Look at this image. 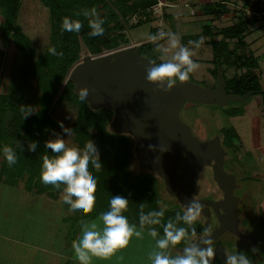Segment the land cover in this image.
Returning <instances> with one entry per match:
<instances>
[{"label":"trees","instance_id":"trees-1","mask_svg":"<svg viewBox=\"0 0 264 264\" xmlns=\"http://www.w3.org/2000/svg\"><path fill=\"white\" fill-rule=\"evenodd\" d=\"M102 2L104 3V0H38V3L47 8L49 12L48 21L51 30L49 43L60 53L54 55L49 52L36 54L30 44V37L21 29L18 17L23 6V0H0V12L2 14L0 42L1 44L13 43L19 54L21 63L19 79L21 82H18V85L22 84L23 81L34 78L35 88L38 91L37 108L25 118H23L20 107L10 99L15 91L0 92V150L5 146L11 147L17 157L16 163L11 167L7 165L3 157L0 177L3 175V182L12 185L16 183L18 176L27 173L30 190L33 186L41 185V188L35 189L37 193H44L46 196L56 199L63 186L55 188L40 181L41 158L44 155H53L50 149L44 147V142L49 135L54 133V130L60 128L57 121L50 116L51 109L63 102L72 105L75 108V116L68 128L72 129L71 133L76 145L78 148H82L86 142L92 140L97 147L101 166H103V169H111L113 174L112 177H109L104 175V171L90 167V174L96 179V191L94 193L96 199L91 212L75 213L73 211L77 225L93 218L100 212L106 211L111 195L121 194L123 188H133L134 182L140 181L142 185L147 183L151 188L156 184L153 178L154 181L144 178L140 174L130 173L127 170L128 162L133 158V139L128 134L116 133L109 129L108 122L112 110L105 106L92 109L86 102H81L78 99V93L74 91L73 82L67 78L68 70L80 56L81 44L84 45L87 52L97 53L127 42L124 30L128 28V19L134 13L140 10L143 11L155 4L156 0H139V2L135 0V3L130 4L127 9L116 7L115 11L118 13L116 16H114L112 10L105 11L104 14L98 13V8L103 5ZM250 2V0L242 1L239 7L240 11L231 24L214 30L206 25L201 32V34L208 36V42L211 44L213 53L211 59L213 65L209 67V73L215 82L217 73L220 72L227 93L239 95L246 92H250V94L264 93L257 74L258 59L252 51H243V46L246 43L244 37L248 31V25L253 24L257 19L256 16L247 17L244 13L243 8ZM99 4L100 7H98ZM93 7L96 9L98 17L104 21V32L100 36H90L88 34L90 31L88 20L93 17H84L81 14L83 9ZM202 12L212 18H218L228 12V7L220 2L206 3L203 5ZM126 15H128V18H126ZM65 17L81 22V29L78 33L61 29V23ZM147 19H137L136 24L139 25L141 20ZM109 22L112 24L110 25ZM218 35L219 38L216 39L215 37ZM230 42L233 46L229 45ZM156 44L155 41L147 40L138 44L137 49L145 57L154 62H159L157 59L158 53L155 50ZM230 67L240 72L236 73L234 71L232 75H227L226 70ZM242 112V108L238 107L232 111L225 110L227 116L240 115ZM219 130L217 134L220 136L221 143L229 145V137L234 135L233 128L221 127ZM33 140L37 144L36 150L29 151L28 144ZM115 164H117V171L114 167ZM149 203L145 207L142 206L136 217L126 216L129 222L140 226V213L147 214L152 211L151 208L155 209L154 201L151 200V203ZM180 210V206H178L177 211ZM177 224H181V222ZM144 226L155 227V225ZM184 226L187 228L186 225ZM193 227L196 233L199 232L198 227L201 228V226L195 227L194 224ZM158 228L161 230L160 227ZM176 246L178 244L171 247Z\"/></svg>","mask_w":264,"mask_h":264},{"label":"rangeland","instance_id":"rangeland-1","mask_svg":"<svg viewBox=\"0 0 264 264\" xmlns=\"http://www.w3.org/2000/svg\"><path fill=\"white\" fill-rule=\"evenodd\" d=\"M137 1L139 2V0ZM213 1L217 2L219 0ZM242 1L243 0H230L228 12L218 18H212L207 14H205V16L204 13H190V8L194 11L198 8L193 5H178L176 7L168 5V7L165 8V13L168 14V16L166 15L167 18L164 19L159 15L161 12H159V10L157 11L158 13L153 12L152 7L146 8L143 11L140 10L133 14L127 21L128 29L125 30L127 42L120 43L115 48L130 45L131 38L134 41L148 38L150 36L151 29L157 31L160 28L161 31L164 32H174L177 34L179 41L185 45H187L189 40L196 41L199 37H203V41L198 48L193 45H188V47L193 50L192 59L197 64V67L189 73V77L193 82L200 85H211L214 82V78L209 73V67H212L213 65L211 62L213 53L211 44L208 42V36L206 37L204 34L201 35L199 29L203 30L205 29V26L208 25L214 30L220 26L231 24L232 21L236 19V15L240 11L239 7ZM250 1H252L256 6L264 2V0ZM134 3L135 0H104V3L102 2L103 8L100 7V4L98 5V7H100L98 8V13L104 14L105 11L112 10L115 14L114 16H116L118 15L115 11L116 7L127 9L130 4ZM202 8L203 5L200 9ZM155 9L157 10L158 8ZM48 15V9L39 4L38 0H23V6L18 17V23L20 24L21 29L30 37V44L36 54L48 52V49L52 47L51 43H49L51 30ZM175 17L183 19L187 23H181L184 28H180L181 25H179L177 20H175ZM126 18H128V15H126ZM133 18L148 19L141 20V24L137 25L136 22L133 21ZM1 19L2 14L0 12V20ZM109 23L110 25L112 24L111 22ZM215 38H219V35ZM166 39V37H163L155 42L165 45ZM244 39L246 43L245 46H243V51H252L258 59L257 74L259 76V82L264 89V15L257 17L253 24L248 25V31L246 32ZM229 45L233 46L232 42H230ZM111 49L114 48H108L100 52L90 54L93 55L103 53ZM84 53L89 52H87L84 45L81 44L80 56L74 63L78 62ZM20 64V57L18 52L15 50L13 43L7 42L6 44H1L0 42V92L8 93L10 90L15 91V93L10 96L11 101L19 107H21V105H28L30 106L32 112H34L37 108L38 96V91L35 88V79L30 78L28 81H23L22 84L20 83V85H18V82H21L19 79V71L21 69ZM234 71L235 70L230 67L226 70V74L232 75ZM235 72L238 73L240 71L237 70ZM64 81L65 78L63 79V83ZM237 107L242 108V111L251 108H264V93L249 94V96L243 101H230L227 105L222 107H219L215 103L203 104L185 102L180 108L179 115L183 121L190 125L193 134L200 139L207 138L212 134H217L220 131L219 127L231 128L233 123L235 124L233 126L234 135L236 134L235 131H237V135L234 139L237 140L239 145H241L243 144V132L238 126V121L240 120H235V122H233L230 117L225 114V110L232 111ZM50 116L55 121L62 122L64 126L68 128L75 116V108L72 105L63 102L61 105L51 109ZM56 133H58L59 136L65 140L67 146L78 148L73 139V134L71 133V135L67 136L61 128L54 130V133L49 135L47 140L55 138ZM223 147L228 151L229 155H233V151L229 145L225 144ZM3 157V152L0 150V167ZM247 159H249L248 154L244 156L243 159L234 157V159L228 162L227 165L232 167L231 162H233L234 165H238L237 168H234L233 173L240 178V185L237 192L242 195L243 190L246 191L249 187H251L250 185H252V187H255L256 185L254 179L246 174L247 170H245L243 162H246ZM114 167H116L117 171V164H115ZM127 170L130 173L140 174L149 180L154 179L155 181H153L156 184L151 188L148 186L149 184L146 183L147 185H142L140 181H137L134 182L133 188H123L122 193L119 195H123L128 198V205L122 214L131 218L136 217V215L139 214V210L142 209V206L145 207L149 202L151 203V200L155 203V209L151 208L152 211L158 210L163 205H167L164 215L160 218L161 223L155 225L154 227H160L161 230L158 228L157 234L158 236L162 235L163 224L166 223L169 218L175 217V213L177 212V208L179 206L177 200L173 197V195H170L167 191H165L162 179L154 171L141 167L137 164L134 154L133 158H131L128 162ZM99 171H104V175H108L109 177H112L113 175L111 173V169H103V166L99 168ZM2 178H4L3 175L0 177V227H2L3 222H7V224L12 223L15 224L11 226L12 228L20 227L21 230H24V232H30L34 239L39 238L40 235L42 237L49 236L48 238L54 235L52 239L54 240L53 243L55 245H59L63 241L68 244L65 245V247H69V244L73 243L74 236L78 233V231H80L81 224L77 225L75 213L62 201V189L58 192V197L54 199L46 196L44 193L36 192L35 189L41 188V185L36 187L33 186L31 188L32 190H30L27 173H23V175L18 176L16 178V183L12 185L4 183ZM206 178H209V172L208 169H203L202 173L200 172L198 180L200 186L199 194L209 196L208 191L211 189L214 190L216 185L215 182ZM251 189L252 188H249L247 190L246 195H248L249 198L251 197L253 200L249 213L251 211L254 215L249 214L247 211L245 212V215L247 221L251 224L254 235L260 237L262 233L264 234V229L263 225L261 226L260 221V208L257 204H255V202L261 201L262 195L252 194ZM253 196H255V199ZM7 214L9 218L2 217V215ZM97 216L98 214L92 219H95ZM179 222L180 221H177V223ZM136 226L137 229L142 232V238L135 236L130 237L128 244L121 250L124 254L131 257L130 264H132L134 260H132L134 257L133 251H135L137 255V261L135 264H150L148 260L146 261L145 256H148V250L151 246L152 237L148 235L147 226H144L143 228L138 225ZM182 243L183 241L178 243L177 247H180L179 245H182ZM138 248L140 249L138 250ZM150 249L153 250L152 248ZM169 251L170 254L173 255L177 252V250L171 248ZM120 264H123V262H120Z\"/></svg>","mask_w":264,"mask_h":264},{"label":"water","instance_id":"water-1","mask_svg":"<svg viewBox=\"0 0 264 264\" xmlns=\"http://www.w3.org/2000/svg\"><path fill=\"white\" fill-rule=\"evenodd\" d=\"M149 61L152 60L131 43L103 53H84L70 68L67 78L73 82L76 93L80 87H87L90 108L105 106L112 110L109 129L132 137L137 164L154 171L162 179L165 191L175 196L181 208L195 198L199 190L200 167L211 166L222 198L197 200L203 205L201 214L206 215L211 206L219 219L218 227L207 233V238L212 240L225 228L234 229L230 223L236 221L237 214L238 197L233 194L237 186L235 175L223 167L227 150L219 134L206 139L196 137L179 111L185 102L215 103L222 107L230 101L245 100L250 92L243 95L225 92L220 72L212 86L195 83L188 76L187 80L177 82L170 91L164 92L145 78ZM219 209L225 213L221 214ZM195 242L199 243L200 237ZM216 248L215 245L211 262L217 254ZM220 259L225 263L223 255Z\"/></svg>","mask_w":264,"mask_h":264},{"label":"clouds","instance_id":"clouds-1","mask_svg":"<svg viewBox=\"0 0 264 264\" xmlns=\"http://www.w3.org/2000/svg\"><path fill=\"white\" fill-rule=\"evenodd\" d=\"M81 14L84 17H93L88 20L90 36L103 34L104 21L98 17L95 7L83 9ZM61 29L78 33L81 29V22L65 17L62 20ZM163 37L167 38L166 44L157 43L155 45L159 62L149 61L145 68V78L149 82L156 83L162 91L168 92L177 82L187 80L189 73L197 67L196 62L192 59L193 50L188 45L198 48L203 37L196 41L189 40L187 45L181 44L174 32L158 31L148 38L156 41ZM48 52L54 55L60 54L55 47H50ZM87 94V87H80L78 99L88 103ZM20 111L23 118L32 112L28 105H21ZM57 123L67 136L71 135V128H66L60 121ZM36 147L37 144L34 140L28 144L29 151H35ZM44 147L50 149L53 155L42 156L40 181L55 188L63 186L62 201L75 213L91 212L96 199L94 195L96 179L90 174V167L95 169L101 167L96 145L91 140L86 142L82 148L69 147L65 140L56 133L55 138L44 142ZM2 152L9 167L16 163L17 157L11 147H3ZM127 205L128 198L112 194L108 200L106 211L100 212L95 219L81 223L80 236L72 245L73 257L78 261V264H90L92 257L107 259L118 249L124 248L130 237L142 238V232L122 214ZM165 208L167 205L147 214L141 212L139 215L140 227L160 224V218L164 215ZM202 208L203 205L199 200L192 197L187 205H183L182 209L175 213L174 218H169L163 224L162 235L158 236L156 228L148 227V235L155 240V247L148 253L150 264H210L214 256V247L211 239L207 238V230H202L203 235L200 237L199 243L189 239V232L195 234L193 223L200 216ZM177 221L182 224H177ZM181 241H183V247L178 249L176 254H170L171 246L177 245ZM250 251L255 253L258 249L253 247ZM225 264H253V260L243 250H236L233 253L225 254Z\"/></svg>","mask_w":264,"mask_h":264},{"label":"crops","instance_id":"crops-1","mask_svg":"<svg viewBox=\"0 0 264 264\" xmlns=\"http://www.w3.org/2000/svg\"><path fill=\"white\" fill-rule=\"evenodd\" d=\"M229 1L230 0H219L217 2L224 3L225 6L227 5L226 7H229V3H230ZM206 3H214V1L213 0H156V3L150 6V8L151 7L153 8L152 9L153 12H157L159 10V12H161L159 13V15L162 16V18L164 19L167 18L166 15L168 16V14L165 13V8L168 7V5H171V7H176L178 5L181 6L193 5L198 8L195 11L190 8V13L195 12L197 14H201V13L203 14L202 9L200 8L202 5ZM241 4L242 2L240 3V5ZM154 8H158V9L156 10ZM175 20L179 22V25H181V23L187 24L183 19H179L175 17ZM180 28H184V26L181 25ZM158 31H161V29L159 28V30L157 31L151 29L150 35H155ZM199 31L201 34L202 30L199 29ZM147 40H149V38H144L143 40H138V41H134L131 38V43H135L136 45H138ZM228 117H230V119L233 122H235V120H240L238 121V126L241 128L243 132V142H242L243 144L239 145L237 140L234 139V137H236L237 135V131H235L236 134L233 137H229V142H230L229 147L233 151V155L231 157L232 159H234V157L243 159L244 156H246L247 154L249 155V159H247V161L246 162L244 161L243 163L245 166V170H247L246 174H248L252 179H254V182L256 184L255 187H252V185H250L251 187H249L252 188L251 189L252 194L254 193L255 195L257 194L262 195L261 201H257L255 203L260 208V215H261L260 221H261V226L263 225V229H264V108L246 109L240 115H230ZM234 125L235 124L232 123V127ZM237 166L238 165L235 164V168H237ZM253 197L255 199V196ZM2 217L9 218L8 214L2 215ZM12 225L15 224L12 223L7 224V222H3L2 227H0V264H73V263L78 264V261H76L73 257L72 245L77 241L78 237L80 236V231H78V233L75 235L73 243L69 244V247L68 246L65 247V245H68L67 242L64 243L62 241L59 245L58 244L55 245L53 243L54 240L52 238L54 237V235L50 238H48L49 236L48 237L44 236L45 237L44 238L40 235V237L42 238L38 236L39 238L34 239V237L31 235L30 232L27 231L24 232V230H21L20 227L12 228L11 227ZM151 240L152 241L150 244L151 245L150 248L153 249L155 247V240L154 238H152ZM150 248L148 252L152 251ZM139 249L140 248H138V250ZM133 252H134L133 253L134 257L132 258V260L133 259L134 260L132 264H135L137 261L136 259L137 255L135 251ZM145 259L147 261L148 256H145ZM130 261H131V257L129 255L124 254V252H122L121 249H118L111 257L107 259L92 257L90 264H120V262H123V264H130Z\"/></svg>","mask_w":264,"mask_h":264},{"label":"flooded vegetation","instance_id":"flooded-vegetation-1","mask_svg":"<svg viewBox=\"0 0 264 264\" xmlns=\"http://www.w3.org/2000/svg\"><path fill=\"white\" fill-rule=\"evenodd\" d=\"M215 83V82H214ZM214 84H211V86ZM213 135V134H212ZM212 135L208 136L207 138L211 137ZM206 139V138H203ZM232 155L227 154L225 156V160L223 162V167L226 171L233 173V170L235 168V165L231 162L232 167L227 166L228 162L232 161ZM181 162L177 165V172L178 167ZM234 165V167H233ZM203 169H208L209 172V178H206L208 180H211L213 182L214 179L212 177V170L210 165H204L201 166L198 171V180L200 177V172L202 173ZM234 174V173H233ZM235 175V182L237 183V186L233 189V194L238 197L237 205H236V221L230 223L233 226V230H230L228 228H225L222 232L217 234L215 238L211 240L213 247L216 245V256L215 259L210 262V264H225L221 261L220 255H223V258L225 259V254H230L237 251L243 250L244 252L248 253L250 258L253 260V264H264V234L262 233L260 237H257L253 233V229L251 227V224L247 221L245 212L247 211L249 213V209L251 210V203H253L252 198L248 197L246 195V191L243 190V195L239 194L237 192V189L240 185V178ZM244 181V180H243ZM216 185V183H215ZM200 186L197 194L194 195L196 199L198 198H206L210 200H219L222 198V191L220 188L216 185V188L213 190H209V196L201 195L199 194ZM175 198V196H173ZM176 199V198H175ZM256 204V203H255ZM179 205V204H178ZM180 206V205H179ZM209 212L207 214H200V216L197 218L196 221H194V226L198 227L201 226V228L198 227L199 232H195V234L191 233L189 234L190 240H196L198 237H201L203 235L202 230H205V222H207V233H210L211 230H213L215 227H218L219 225V219L215 212L213 211V208L211 206L208 207ZM180 209H182L180 207ZM221 214H224L225 212L222 209H219ZM249 214L254 215L251 211ZM255 217V216H254ZM263 242V243H262ZM180 247H183L182 245H179ZM256 247L258 249L257 252L252 253L250 251L251 248ZM179 247H171V249L178 250Z\"/></svg>","mask_w":264,"mask_h":264},{"label":"built area","instance_id":"built-area-1","mask_svg":"<svg viewBox=\"0 0 264 264\" xmlns=\"http://www.w3.org/2000/svg\"><path fill=\"white\" fill-rule=\"evenodd\" d=\"M243 9H244V13H245V15L247 17H253V16L260 17L261 15H264V2L263 3H260V5L256 6L251 1ZM133 21L136 22L137 19L136 18H133Z\"/></svg>","mask_w":264,"mask_h":264}]
</instances>
